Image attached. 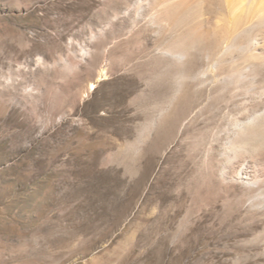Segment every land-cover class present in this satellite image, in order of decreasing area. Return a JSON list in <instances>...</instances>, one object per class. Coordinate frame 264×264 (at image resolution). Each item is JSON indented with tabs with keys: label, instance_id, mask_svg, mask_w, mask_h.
Instances as JSON below:
<instances>
[{
	"label": "rangeland",
	"instance_id": "374dc122",
	"mask_svg": "<svg viewBox=\"0 0 264 264\" xmlns=\"http://www.w3.org/2000/svg\"><path fill=\"white\" fill-rule=\"evenodd\" d=\"M137 1L0 0V264H264L263 75L243 115L189 113L180 66L134 56L160 30Z\"/></svg>",
	"mask_w": 264,
	"mask_h": 264
},
{
	"label": "bare ground",
	"instance_id": "6f19581e",
	"mask_svg": "<svg viewBox=\"0 0 264 264\" xmlns=\"http://www.w3.org/2000/svg\"><path fill=\"white\" fill-rule=\"evenodd\" d=\"M137 3L139 7L141 0H138ZM217 3L220 7V12L217 14L220 15L219 17L225 22V25L204 29L202 21L204 15L211 10V0H153L148 16L156 19L157 27L160 30L154 32L155 39L152 42V47H147L148 44L145 47L141 46L143 48L138 53H134V56L138 59L141 58L143 62H140L141 60L138 62L141 66L150 63L159 64L160 54L171 63L180 66L184 79L179 85L183 91L178 95L177 103L190 105L189 113L192 114L210 105L224 115L233 110L241 115L243 110L241 111L239 107L242 103L240 100L243 98L242 95L250 89V84H245L244 79L256 77L258 70L264 78V0H217ZM224 3L225 6H223ZM136 12L138 11L136 10ZM226 14L229 16L227 17ZM108 58L110 59L109 56ZM226 62L228 65L224 80H218L215 77L206 80L201 78L206 72L214 74V68L221 67ZM199 63L203 64V69L193 73ZM100 70L102 74L105 73L104 69ZM193 74L194 76H192ZM190 76L193 77V80L198 77V80L196 78V82L189 83L187 79ZM95 83L94 81L89 83L90 91L94 89ZM262 84L264 86V82ZM192 85L197 89L202 88L200 90L205 95L194 105L190 104ZM253 109L252 115L245 122L242 120L245 126L259 127V129L251 128L249 135L247 134V137L251 138L256 137V131L264 128V109L261 112H258L257 108ZM170 113L167 116L175 120L176 113ZM161 123L163 124L160 121L159 124ZM243 139L244 135L240 132H237L233 137L235 143H240Z\"/></svg>",
	"mask_w": 264,
	"mask_h": 264
}]
</instances>
